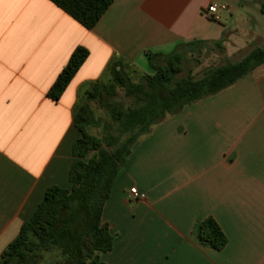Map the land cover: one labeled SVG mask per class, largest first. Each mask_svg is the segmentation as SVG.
Instances as JSON below:
<instances>
[{"label": "crops", "instance_id": "crops-1", "mask_svg": "<svg viewBox=\"0 0 264 264\" xmlns=\"http://www.w3.org/2000/svg\"><path fill=\"white\" fill-rule=\"evenodd\" d=\"M263 3L115 0L88 30L49 0H0V258L49 188H71L81 88L119 64L151 75L147 53L164 65L181 44L253 50ZM222 4L228 11L212 19L208 7ZM78 47L89 57L53 101L49 90ZM133 188L144 198H131ZM209 217L228 238L222 251L197 240ZM102 221L115 238L104 264H264V64L136 142Z\"/></svg>", "mask_w": 264, "mask_h": 264}, {"label": "trees", "instance_id": "trees-1", "mask_svg": "<svg viewBox=\"0 0 264 264\" xmlns=\"http://www.w3.org/2000/svg\"><path fill=\"white\" fill-rule=\"evenodd\" d=\"M49 1L91 30L115 0ZM261 12L264 14V3ZM204 45L201 41L181 44L165 56L164 65H155L157 55L147 53L154 74L145 77V84L131 83L122 64L113 67L114 83L123 88L128 97H133L129 108L124 109L107 99L116 96L113 85L104 89L97 82L86 92V101L78 104L74 114L81 137L73 145V156L77 160L69 173L71 188L53 186L46 191L31 219L1 254L0 264H37L42 253L52 248L63 253L62 264H104L100 256L113 249L115 238L102 221L103 210L133 145L148 136L166 117L219 94L264 64V48H255L237 62L229 61L205 70L198 79L192 72L181 76L186 56L200 52ZM213 45L225 51L223 41ZM88 57L89 51L84 47L73 52L49 90L50 99L58 101L62 97ZM93 101L107 108L112 123L106 126L102 139L88 130L95 124L90 108ZM196 235L201 245L215 251L224 250L228 244L226 234L212 217L197 225Z\"/></svg>", "mask_w": 264, "mask_h": 264}, {"label": "rangeland", "instance_id": "rangeland-1", "mask_svg": "<svg viewBox=\"0 0 264 264\" xmlns=\"http://www.w3.org/2000/svg\"><path fill=\"white\" fill-rule=\"evenodd\" d=\"M262 1V0H261ZM264 1V0H263ZM255 20L252 23V26L255 28L254 31L256 34L260 35L263 40L257 41L254 44V49L256 47L264 48V16H262L257 10L254 11ZM240 26L242 27L243 25ZM244 27V26H243ZM242 27V28H243ZM253 34L249 35L247 39H252ZM245 40V39H244ZM252 49H248L243 52H239L235 56H229L225 51L215 47L213 44L204 45L203 49L200 52L188 54L184 62V73L181 76H186L188 73L192 74L198 79L202 76L203 72L209 68L218 67L226 64L227 62H237L247 56ZM151 70L147 68V72ZM124 72L131 83L133 84H145V77L152 76L145 74L136 70L135 68L127 66L124 68ZM104 89L109 86H115L116 96L107 98L114 103L119 104L124 109L129 108L133 105V97H128L123 88L117 86L113 79L111 72L108 71L103 78L99 81ZM91 86L83 87L80 89L81 97L79 105L86 101V92L91 90ZM105 90H103V95L106 96ZM90 108L95 120V124L88 128L89 133L95 137L102 139L106 135L105 128L109 124H112L110 121V116L108 114L107 108L100 104L97 101L90 102ZM116 128V125L113 126ZM113 133V132H112ZM64 260L63 253L56 248L49 249L48 251L42 253V256L37 264H62Z\"/></svg>", "mask_w": 264, "mask_h": 264}, {"label": "built area", "instance_id": "built-area-1", "mask_svg": "<svg viewBox=\"0 0 264 264\" xmlns=\"http://www.w3.org/2000/svg\"><path fill=\"white\" fill-rule=\"evenodd\" d=\"M228 11V7L224 4L222 5H210L207 9L208 15L215 20H220L222 13ZM130 196L134 200L143 199L144 196L141 195L136 188L130 190Z\"/></svg>", "mask_w": 264, "mask_h": 264}]
</instances>
